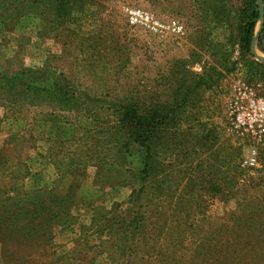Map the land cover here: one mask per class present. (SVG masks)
Returning <instances> with one entry per match:
<instances>
[{"label": "rangeland", "instance_id": "1", "mask_svg": "<svg viewBox=\"0 0 264 264\" xmlns=\"http://www.w3.org/2000/svg\"><path fill=\"white\" fill-rule=\"evenodd\" d=\"M249 1L0 0V264H264V140L226 122L264 93ZM130 98L170 108L143 180Z\"/></svg>", "mask_w": 264, "mask_h": 264}, {"label": "trees", "instance_id": "2", "mask_svg": "<svg viewBox=\"0 0 264 264\" xmlns=\"http://www.w3.org/2000/svg\"><path fill=\"white\" fill-rule=\"evenodd\" d=\"M256 0H250V4H254ZM264 1V0H263ZM256 5L254 4V7ZM257 16L256 9L250 8L247 19L244 21L241 37L242 46L246 51L250 50V45L253 37V29L255 25V18ZM262 29L264 30V23ZM165 105L162 110L154 108L153 103L150 102L145 111H140L141 105L136 99L130 98L125 103H121L116 109L118 114V121L123 125L124 134H126V141H132L144 146L146 150L144 167L134 174L136 179L143 180L150 172V165L152 160L151 143L153 140L152 135L155 133L156 127L159 125V120L168 119V112L170 108ZM55 219H59V215L53 216Z\"/></svg>", "mask_w": 264, "mask_h": 264}, {"label": "built area", "instance_id": "3", "mask_svg": "<svg viewBox=\"0 0 264 264\" xmlns=\"http://www.w3.org/2000/svg\"><path fill=\"white\" fill-rule=\"evenodd\" d=\"M130 14L131 23L148 18L140 11H130ZM226 120L231 133L257 142L264 140V93L259 84L247 83L240 78L231 83Z\"/></svg>", "mask_w": 264, "mask_h": 264}, {"label": "water", "instance_id": "4", "mask_svg": "<svg viewBox=\"0 0 264 264\" xmlns=\"http://www.w3.org/2000/svg\"><path fill=\"white\" fill-rule=\"evenodd\" d=\"M259 12H260V18H261V20H262L263 8H262L261 6H260V10H259ZM250 48H251L252 51L254 50L253 42L251 43Z\"/></svg>", "mask_w": 264, "mask_h": 264}]
</instances>
